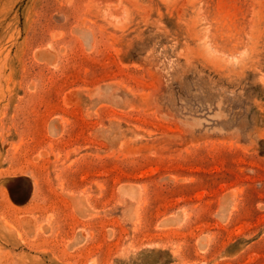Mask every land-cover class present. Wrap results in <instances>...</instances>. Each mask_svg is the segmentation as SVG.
Listing matches in <instances>:
<instances>
[{"label": "rangeland", "instance_id": "374dc122", "mask_svg": "<svg viewBox=\"0 0 264 264\" xmlns=\"http://www.w3.org/2000/svg\"><path fill=\"white\" fill-rule=\"evenodd\" d=\"M0 264H264V0H0Z\"/></svg>", "mask_w": 264, "mask_h": 264}]
</instances>
